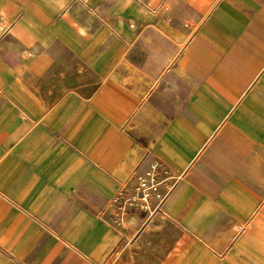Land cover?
<instances>
[{"label": "crops", "instance_id": "crops-1", "mask_svg": "<svg viewBox=\"0 0 264 264\" xmlns=\"http://www.w3.org/2000/svg\"><path fill=\"white\" fill-rule=\"evenodd\" d=\"M69 1L0 0V28L22 52L4 74L0 200L27 215L5 237L7 246L26 225H49L55 208L110 197L136 153L150 151L149 165L159 160L180 168L201 152L253 153L264 144V0H223L195 30L197 10L189 30L159 19L157 47L167 50L143 59L155 65L148 73L133 63V51L126 72L119 70L118 29L100 27L92 39V18L104 15L101 0H75L74 9ZM80 10L86 13L77 18ZM58 49L78 52L105 79L92 98L85 88H62L65 59ZM24 69L47 81L40 92L56 96L52 102L22 82ZM134 73H142L141 87ZM80 216L77 234L89 220L84 211ZM9 221L0 222L2 232Z\"/></svg>", "mask_w": 264, "mask_h": 264}, {"label": "rangeland", "instance_id": "rangeland-1", "mask_svg": "<svg viewBox=\"0 0 264 264\" xmlns=\"http://www.w3.org/2000/svg\"><path fill=\"white\" fill-rule=\"evenodd\" d=\"M222 1L101 0L104 15L92 18V39L100 27L118 29L114 43H121L119 70L126 72L133 51V63L148 73L147 68L155 65L143 64V59L147 61L153 51L167 50L163 45L157 47L162 43L157 36L159 19L189 30L191 13L197 10L195 30ZM75 3L70 0L68 7L74 9ZM117 4L116 14L109 15ZM81 10L91 11L86 6ZM81 10L77 18L86 13ZM126 30L132 33L130 37ZM10 41L8 29L0 28V111L6 103L7 66H18L22 55ZM126 43L135 44L126 49ZM141 43H146L144 48ZM59 54L65 59L62 88H85V98H92L105 79H98L92 64L80 59L78 52L58 49ZM30 72L23 70L22 82L36 90L40 100L52 102L56 96L40 92L47 81L34 79ZM142 76L134 73L140 87ZM139 142L147 145L143 138ZM226 148L229 151L198 153L180 168L154 160L169 171L161 187L164 199L160 205L151 202L144 208L137 205V178L152 156L148 150L136 153L132 167L115 177L110 197H90L86 207L55 208L49 225H26L12 246L6 245L5 237L27 215L0 200V222L4 217L11 219L8 224L12 222L6 233L0 227V264H264V144L253 153ZM83 211L89 220L86 230L77 234Z\"/></svg>", "mask_w": 264, "mask_h": 264}, {"label": "built area", "instance_id": "built-area-1", "mask_svg": "<svg viewBox=\"0 0 264 264\" xmlns=\"http://www.w3.org/2000/svg\"><path fill=\"white\" fill-rule=\"evenodd\" d=\"M168 174V169L161 163L154 161L138 176L136 199L139 207H147L151 202L160 205L164 199L161 187L166 183Z\"/></svg>", "mask_w": 264, "mask_h": 264}, {"label": "clouds", "instance_id": "clouds-1", "mask_svg": "<svg viewBox=\"0 0 264 264\" xmlns=\"http://www.w3.org/2000/svg\"><path fill=\"white\" fill-rule=\"evenodd\" d=\"M61 6H63V5H61Z\"/></svg>", "mask_w": 264, "mask_h": 264}]
</instances>
